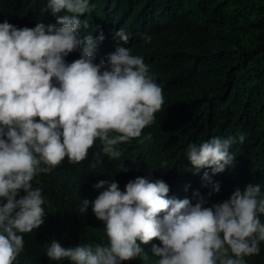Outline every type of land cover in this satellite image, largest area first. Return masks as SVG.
I'll use <instances>...</instances> for the list:
<instances>
[{
    "label": "clouds",
    "instance_id": "clouds-1",
    "mask_svg": "<svg viewBox=\"0 0 264 264\" xmlns=\"http://www.w3.org/2000/svg\"><path fill=\"white\" fill-rule=\"evenodd\" d=\"M48 7L54 16L65 12L57 16L59 27L0 23V264H19L21 234L45 222V198L41 189H33L34 177L50 173L66 157L81 163L97 140L102 145L98 162L102 156L118 159L122 152L116 146L141 138L164 104L162 87L130 48L118 46L107 65L95 63L96 41L91 34L83 40L79 35L88 27L79 17L91 11L90 0H49ZM115 35L124 45L129 42L123 29ZM98 39L103 41V34ZM143 39L151 42L150 35ZM76 51L80 58L67 63L65 57ZM236 139L213 136L190 143L186 158L195 173L205 168L221 173L234 159L229 148ZM238 139L242 143L245 138ZM203 179L211 182L207 172ZM105 184L93 212L106 222L108 243L66 249L53 240L46 251L50 260L121 264L140 256V244L154 239L162 245H153L158 264H246L245 257L260 253V185L249 184L206 207L199 192L195 204L168 198L169 186L162 180L137 177L124 191L116 181L101 180L94 187ZM21 190L26 195L17 199ZM88 203L83 201L84 212Z\"/></svg>",
    "mask_w": 264,
    "mask_h": 264
},
{
    "label": "trees",
    "instance_id": "trees-1",
    "mask_svg": "<svg viewBox=\"0 0 264 264\" xmlns=\"http://www.w3.org/2000/svg\"><path fill=\"white\" fill-rule=\"evenodd\" d=\"M48 3L0 0V23L59 27L57 16L65 12L54 16ZM90 9L79 17L88 24L79 35L83 40L91 34L96 41L95 63L107 65L118 46L130 48L162 87L164 104L141 138L116 146L122 152L118 159L102 156L98 162L102 145L97 140L81 163L66 157L50 173L34 177L33 189H41L45 198V222L21 234L19 264H73L47 257L53 240L66 249L108 243L106 222L93 212L94 200L107 188L94 187L101 180L118 182L121 191L137 177L162 180L169 186L168 198H188L195 204L194 193L199 192L206 207L249 184L260 185L264 197V0H90ZM120 29L130 37L126 45L115 35ZM144 35L151 36L150 43ZM79 58L76 51L65 60ZM213 136L237 138L229 148L234 159L221 173L211 168L195 173L186 158L187 146ZM205 172L211 182L203 179ZM24 195L21 190L17 199ZM84 200L89 201L85 212ZM260 220L264 223V215ZM153 245L162 246L158 239L140 244L142 254L121 264H158ZM259 247V255L245 257L246 264H264V241Z\"/></svg>",
    "mask_w": 264,
    "mask_h": 264
}]
</instances>
